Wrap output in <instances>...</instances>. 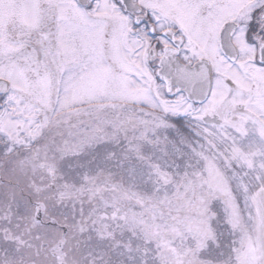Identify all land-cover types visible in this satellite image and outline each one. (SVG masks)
<instances>
[{
  "label": "snow or ice",
  "instance_id": "1",
  "mask_svg": "<svg viewBox=\"0 0 264 264\" xmlns=\"http://www.w3.org/2000/svg\"><path fill=\"white\" fill-rule=\"evenodd\" d=\"M0 264H264V0H0Z\"/></svg>",
  "mask_w": 264,
  "mask_h": 264
}]
</instances>
